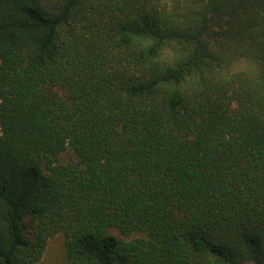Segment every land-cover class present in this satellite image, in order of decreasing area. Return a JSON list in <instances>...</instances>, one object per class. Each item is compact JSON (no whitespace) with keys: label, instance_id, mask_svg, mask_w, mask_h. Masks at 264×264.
I'll list each match as a JSON object with an SVG mask.
<instances>
[{"label":"trees","instance_id":"1","mask_svg":"<svg viewBox=\"0 0 264 264\" xmlns=\"http://www.w3.org/2000/svg\"><path fill=\"white\" fill-rule=\"evenodd\" d=\"M200 3L177 29L157 0H0V264L57 233L70 264H264V93L157 88L264 62V0ZM165 41L192 49L176 71Z\"/></svg>","mask_w":264,"mask_h":264},{"label":"clouds","instance_id":"2","mask_svg":"<svg viewBox=\"0 0 264 264\" xmlns=\"http://www.w3.org/2000/svg\"><path fill=\"white\" fill-rule=\"evenodd\" d=\"M157 4L172 18L171 22L177 29L186 28L189 19L197 17L203 7L200 0H157ZM133 43L139 45L140 50H147L154 46L155 40L136 36L133 37ZM191 54L190 47L181 46L176 41H165L157 50L156 56L150 58V63L162 66V70L176 71L178 66L187 63ZM208 63L211 62L188 67L179 81H162L157 88L168 94L191 99L200 93L205 79L212 84H223L237 79L246 82L249 88L264 93V62L239 55L230 60L225 68L212 64L211 71L208 70ZM148 67L149 65H145V68Z\"/></svg>","mask_w":264,"mask_h":264},{"label":"rangeland","instance_id":"3","mask_svg":"<svg viewBox=\"0 0 264 264\" xmlns=\"http://www.w3.org/2000/svg\"><path fill=\"white\" fill-rule=\"evenodd\" d=\"M70 156V152H64L60 156V160L66 161ZM38 264H70L66 256L62 234L57 233L48 239ZM246 264L252 263L248 262Z\"/></svg>","mask_w":264,"mask_h":264}]
</instances>
